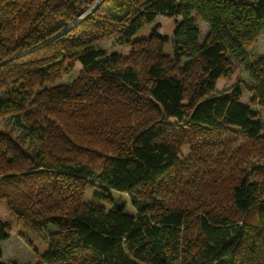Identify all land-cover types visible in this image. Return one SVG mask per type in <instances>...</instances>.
Here are the masks:
<instances>
[{
    "label": "trees",
    "instance_id": "1",
    "mask_svg": "<svg viewBox=\"0 0 264 264\" xmlns=\"http://www.w3.org/2000/svg\"><path fill=\"white\" fill-rule=\"evenodd\" d=\"M262 35L264 3L0 0V118L19 133L0 132V243L15 229L31 264H264ZM239 67L247 104L215 93Z\"/></svg>",
    "mask_w": 264,
    "mask_h": 264
},
{
    "label": "rangeland",
    "instance_id": "2",
    "mask_svg": "<svg viewBox=\"0 0 264 264\" xmlns=\"http://www.w3.org/2000/svg\"><path fill=\"white\" fill-rule=\"evenodd\" d=\"M235 3H240L242 1L246 2L250 5H258L264 3V0H232ZM100 14L113 16V12L111 11L110 6L102 7L99 10ZM158 20L161 23H165L167 19L163 16H159ZM194 26L200 32V39L203 40L204 37L208 33V26L200 21H194ZM100 47L106 51L107 53H115L123 58H128L130 55V49L127 47L114 46L111 41H106L100 44ZM251 55H259L264 56V35L259 37L255 43L253 44L251 51ZM243 69V68H242ZM240 67L236 69L235 76L232 78L231 82H227L221 80L216 83L215 93L217 94H226L230 95L235 86H239L241 92L240 102L242 104H247L251 99V93L247 91V86L251 83V78L248 73L242 70ZM82 70V67L75 63L72 73L69 75H64L57 82V84H65L69 83L76 75ZM243 71V72H242ZM8 91H2L0 93V100L5 99L8 96ZM0 132L10 133L12 135H18V131L11 126L10 122L4 117L0 118ZM191 154V147L188 145L182 146L180 149L179 158L180 160H185L189 158ZM95 188H89L86 192L85 199L87 201L94 202L96 204L101 205L105 209H108V205L103 202V199L95 197L94 194ZM109 196L112 198L114 202L121 203L125 205L128 209H131L129 203V197L126 194H118L115 192H110ZM6 218V212L3 208L0 207V221H4ZM0 253H1V261L5 264H31L34 261V255L32 250L17 236L16 230L14 229L9 238L6 241L0 243Z\"/></svg>",
    "mask_w": 264,
    "mask_h": 264
}]
</instances>
